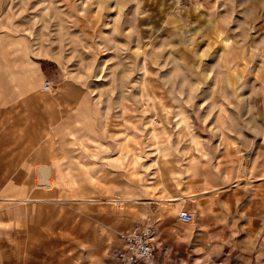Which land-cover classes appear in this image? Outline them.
I'll use <instances>...</instances> for the list:
<instances>
[{"label":"rangeland","instance_id":"1","mask_svg":"<svg viewBox=\"0 0 264 264\" xmlns=\"http://www.w3.org/2000/svg\"><path fill=\"white\" fill-rule=\"evenodd\" d=\"M245 147L264 150V0H0V264H117L149 199L226 183ZM169 202L180 233L211 216ZM258 240L184 264H264Z\"/></svg>","mask_w":264,"mask_h":264},{"label":"crops","instance_id":"2","mask_svg":"<svg viewBox=\"0 0 264 264\" xmlns=\"http://www.w3.org/2000/svg\"><path fill=\"white\" fill-rule=\"evenodd\" d=\"M242 149L243 153H234L232 159L228 158L226 169L220 170L227 173L226 183L197 184L194 192L179 198L148 200L147 221L156 231L154 264H184L190 251L198 261L200 255L202 262L214 261L216 249L227 245L233 248L236 257L250 261L253 246L264 238V150ZM180 185L182 191L187 183L181 178ZM192 198L197 199L201 212L211 216L197 223L194 235H188L179 232L181 222L169 209L174 208L175 202L169 201L185 202Z\"/></svg>","mask_w":264,"mask_h":264},{"label":"built area","instance_id":"3","mask_svg":"<svg viewBox=\"0 0 264 264\" xmlns=\"http://www.w3.org/2000/svg\"><path fill=\"white\" fill-rule=\"evenodd\" d=\"M179 2H197L198 0H178ZM41 90L51 92L50 81H43ZM176 219L181 223L192 221V215L178 210ZM155 230L150 224L133 225L126 231L117 233L119 246L114 251L113 260L117 264H154Z\"/></svg>","mask_w":264,"mask_h":264}]
</instances>
